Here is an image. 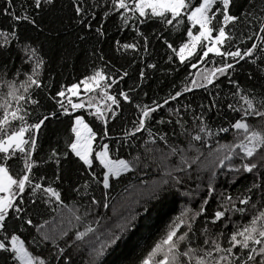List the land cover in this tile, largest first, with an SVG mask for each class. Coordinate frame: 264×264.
I'll use <instances>...</instances> for the list:
<instances>
[{"label":"snow or ice","instance_id":"obj_1","mask_svg":"<svg viewBox=\"0 0 264 264\" xmlns=\"http://www.w3.org/2000/svg\"><path fill=\"white\" fill-rule=\"evenodd\" d=\"M55 4L56 0H32L30 7L39 12L45 5L52 7ZM71 5L74 22L88 31H93L92 21L96 20L100 8L104 9L101 16L104 21L111 15L119 14L121 30L128 29L135 32L136 38L130 43L116 40L117 52L122 50L127 53L131 50L141 55L147 54L149 37L141 30L145 24L156 21L165 29L172 27L179 31L180 26L187 21L190 25L186 29L187 42L181 43L177 48L168 39H163L167 49L178 57L181 64L186 60L189 61L192 68L204 64L209 54L221 58L218 65L214 59L210 60L209 63L213 67L205 66L200 69L195 73V79H189L187 83L182 84L180 90L170 93L164 98L163 103L153 101L151 105L136 104L139 114L137 120L133 122L134 129L131 132L126 130V136L147 131L148 135L153 137L149 142L155 144L156 134L148 127V122L153 119V113L168 105L170 101L178 100L185 93L196 89L211 91L213 87H218L216 82L221 77H226L229 83L235 85L232 92L234 101L226 98L225 105L232 112L240 113V116L230 124V127H219L213 131L206 121L204 105L200 106L202 111L199 115L192 110V120L195 124L193 130H189L184 119V115L189 111L188 106H184L183 113L180 108L170 110V115L175 117L174 121L172 119L157 121L160 124L175 123L179 128V134L190 138L189 146L187 150L178 145L170 146L167 143V134L159 135V140L168 148L166 153H163L162 149L159 150L163 153L160 165L162 177L159 182L153 183L148 196L142 198L159 199L170 189L180 191L182 188L185 189L183 194L187 196H200L201 191L204 195L200 198L198 207L186 206L172 219L159 239L153 241L149 250L140 258L139 264H264V126L256 127L247 122L249 117H264V95L257 96L253 90L246 92L239 83L231 80L230 72V70L234 72L236 65L241 61H247L260 67L261 72L264 73V67H261L264 65V0H248L240 15L230 14L232 0H102L100 4L97 0H91V7L85 5L84 0H71ZM4 14L10 16L16 23L24 21L43 31L35 16L29 13L28 7H24L19 15L16 13L13 0H7ZM218 16L219 20H217ZM237 22L249 28L247 39L252 43L244 49L232 44L237 38L235 30ZM229 24L233 25L231 29H228ZM192 29H196V34ZM94 31L100 38L105 36L102 24ZM0 37L4 38L0 47H7L12 40L19 42L15 25L11 33L0 30ZM80 39L84 37L81 36ZM241 43L246 41L241 38ZM21 50L24 53V62L30 65V72L21 73L20 69H17L14 79L0 83V89H5L6 85V89L0 91V253L7 255L6 264H53L52 259L33 252L15 229H9L12 220H17L21 222V230L24 225L35 228L38 238L32 239V247L40 248L42 245L51 244L56 250L54 253L56 264H59V258L65 249L60 246L58 238L49 235L47 231L42 232L41 229L45 228L44 224L34 225L31 218H25L23 215L27 211L23 207L26 190L30 192L33 204L39 197L44 202L51 203L54 200L57 204L63 205L60 191L51 184L45 186L44 177L35 179L33 169L53 161L59 169L61 159L66 160L70 152L82 163L93 181L102 182L107 197V190L111 187L110 179L119 180L121 175L132 172L140 158L137 157L136 162L114 159L107 143H101L99 150H96L93 142L97 139V133L85 121L84 115H75L78 110L87 109L89 115L95 116L103 124L100 135L108 136V122L116 119L120 107V101L115 95L110 94L109 89L118 81L114 76L110 78L104 68H99L68 88L69 96L66 97L65 91L60 90L55 96L50 97L58 105L61 115L72 118L70 131L74 139L67 142L68 151L59 153L52 150L46 160L34 159L37 151V134L45 121L56 118L57 113L42 115L35 123H28L30 113L25 105L39 104V99L33 95L32 89L44 87L40 77L46 61L39 49L31 44L22 45ZM194 56L196 61L192 62L191 58ZM99 58L103 60L102 53L99 54ZM172 59L171 55L168 56L169 63ZM147 67L154 69L156 64L149 63ZM21 75L24 76L23 81L19 80ZM127 75L126 71L120 73V79ZM140 79L141 81L144 79L143 71L140 72ZM81 86L85 94L99 89V96L104 106L94 103L96 96H88L86 101L81 99L79 102H73V96L80 97ZM119 95L125 102L133 103L127 92L121 91ZM57 96L66 97L68 106H65L63 99H56ZM218 107L216 98L213 97L208 110ZM13 122H19L18 126ZM230 129L235 130L234 142L221 145L216 141L217 146L213 156L209 141L219 133H228ZM173 131L175 134V129ZM193 142H200L210 149L209 155L213 156L210 163H201L200 157L203 153L195 148ZM188 151H195L197 155L189 157ZM173 157L177 158L175 163H167ZM9 161L20 162V171L15 175ZM96 162H98L96 166L103 170L102 181L96 178L94 170ZM194 165L197 166L195 179L199 183L189 188L188 184L193 180ZM202 171L208 172L206 181L202 175H199ZM222 175L232 184L238 180L241 183L251 181L246 183L247 194L233 197L230 193L218 192L217 181ZM59 179V171H57L56 180ZM88 186V183L81 185L84 189ZM253 196L257 198L254 200ZM210 202H214L216 208L209 214ZM101 206L108 209L109 204L106 200L101 204V201L93 197L90 207H85L84 216L92 215ZM249 208L256 211L254 214H249L247 222H243V218L249 213ZM69 211L73 210L69 209ZM77 212L79 209H75L73 215L79 221L81 216L77 215ZM113 215H116L115 211ZM100 219L93 222L95 226L89 223L83 231H77L75 235L74 242L91 245L89 264H106L105 258L117 252L121 244L128 240L129 233H132L136 227L137 216L124 217L115 229L105 232L103 239L97 234ZM66 235L67 232L61 233V236ZM90 235L95 236L96 242L86 240Z\"/></svg>","mask_w":264,"mask_h":264},{"label":"trees","instance_id":"obj_2","mask_svg":"<svg viewBox=\"0 0 264 264\" xmlns=\"http://www.w3.org/2000/svg\"><path fill=\"white\" fill-rule=\"evenodd\" d=\"M101 2L102 0H97L98 4ZM247 2L248 0H232L230 14L240 15ZM31 3L32 0H13L16 13L19 15L24 7H28L29 13L35 16L43 31L24 21L14 22L10 16L4 14L7 0H0V30L11 33L15 25L19 37V42L12 40L7 47H0V83H3L4 80L14 79L17 69H20L21 73L30 72V65L24 62V53L21 50L22 45L31 44L39 49L46 61L43 74L40 77L44 87L32 89L33 95L39 99V104L25 105L30 113L28 123H35L42 115H50L52 112H56L57 116L54 119L50 118L45 121V124L37 134V151L34 159L46 160L52 150H56L59 153L68 151L67 142L74 139L70 131L72 118L61 115L58 105L50 97L55 96L60 90H64L67 97L68 88L92 74L93 70L99 68H104L110 78L114 76L118 81L109 89L110 94L115 95L120 101V107L117 110L116 119L108 122V136L100 135L104 126L95 116L89 115L87 109L77 111L75 115H84L85 121L97 133V139L94 141L96 150H99L101 143H107L109 144L110 154H112L114 159L120 158L136 162V158H140L132 172L121 175L119 180L110 179L111 187L107 190V197H105L102 182L93 181L82 163L70 152L66 160L61 159L59 169H57L54 161L33 169L35 179L44 177L43 183L45 186L51 184L52 187L60 191L63 205L57 204L54 200L51 203H47L39 197L36 198V203L33 204L31 203L30 192L26 190L23 207L27 211L23 214L24 217L31 218L34 225L44 224V229L47 228L48 224H54L59 227L58 223L65 229L67 235L61 236L60 233L59 237H57L60 246L65 249L63 255L59 258V264H89V248L91 245L79 241L74 242L76 232L83 231L87 224L93 223L96 219L102 217L97 234L103 239L104 235L102 234L109 229H115L116 225L123 219L118 218L119 215L129 209V191L132 188L140 190L150 184L153 185L155 180L161 179L162 174L158 173L157 161L160 159L159 154L166 153L168 148L163 141L159 140V135L167 134V143L170 146L178 145L185 150L188 149L190 138L187 135L179 134V128L176 127L175 123L171 125L168 123L160 124L157 121L159 119H164L165 121L172 119L174 121L175 117L170 115V110L180 108L183 113L184 106H188L189 111L184 115V119L187 121L189 130H193L195 124L192 120V110H195V113L199 115L202 111L200 106L204 105L203 111L206 121L213 131L219 127H230V124L240 116V113L232 112L225 105L226 98L234 101L232 92L235 85L229 83L226 77H221L216 82L218 87H213L211 91L196 89L185 93L178 100L170 101L168 105L153 113V119L148 122V127L156 134L155 144L149 142L153 137H150L147 131L138 132L134 136H126V130L131 132L134 129L133 122L137 120L139 114V110L135 107L136 104L151 105L153 101L163 103L164 98L168 97L170 93L180 90L182 84L187 83L189 79H195V73L200 71V69L205 66L208 68L213 67L209 63L210 60L214 59L218 65L221 62V58L209 54L204 64L198 65L197 68H192L189 61L186 60L184 64H181L178 57L167 49L163 44V39H168L177 48L181 43L187 42L186 29L190 27L187 21L180 26L179 31L172 27L165 29L163 25L156 21L143 25L141 30L149 37V46L148 53L141 55V53L132 52L131 50L127 53L122 50L121 52L116 51V40L121 43H130L134 42V38H136L135 32L128 29L121 30L118 13L109 16L104 21L101 19L104 9L100 8L97 11L96 20L92 21L93 31H88L87 29H82L74 22L71 0H56L55 6L45 5L39 12L30 7ZM84 3L91 7V0H84ZM219 19L220 17L218 16L217 20ZM100 24L103 25L105 32L103 38L98 37L94 31ZM232 27L233 25H228V29ZM235 30L237 38L232 41V44L244 49L252 43V41L247 39L249 31L247 25L237 22ZM192 31L196 33V29H192ZM161 33L163 34L162 36ZM81 36L84 39H80ZM157 37L160 38L158 39ZM241 38L246 43H241ZM3 40L4 38L0 37V43H3ZM228 46L231 47V45ZM101 53L104 57L103 60L99 58ZM170 55L173 59L169 63L168 56ZM191 60L195 62L196 57H192ZM149 63H155L156 68L147 67ZM257 63L259 64L260 62L258 61ZM261 67H264V65ZM124 71L128 75L120 79V73ZM141 71L144 72L143 81L140 79ZM230 72L231 80L239 83L246 92L253 90L257 96L264 95V73L261 72L260 67L247 61H241L236 65V70L234 72L230 70ZM23 79L24 76L21 75L19 80L23 81ZM5 89H0V91ZM121 91L127 92L133 103L125 102L119 95ZM89 96H96L94 103H103L99 96V89L90 93ZM66 97L57 96L56 99H63L65 106H68ZM213 97L216 98L219 107L212 108L209 111L208 106L212 102ZM81 99L84 100V98ZM81 99L72 100L73 102H79ZM103 106L101 105V107ZM69 110L71 109L69 108ZM247 122L250 125L261 127L264 126V123H262L264 122V117H249ZM13 123L18 126L19 122ZM234 133L235 130L230 129L228 133H219V135L209 141L212 145L211 151H213V155L217 146L216 141H219L222 145L233 143ZM193 143L195 148L200 149L203 153L200 157L201 163H209L208 160L211 157L209 155L210 149L200 142ZM160 149L163 150V153L159 151ZM195 155H197L195 151H188L189 157ZM176 159V157H173L167 163L173 164ZM97 164L98 162L94 164L96 178L102 181L103 170L97 167ZM9 165L14 175L20 171L21 165L19 161H9ZM196 167V165L193 166V180L189 182V188L195 187V184L199 183L195 179L197 175ZM57 171H59L60 176L58 181L56 180ZM199 175H202L206 181L208 172L202 171ZM250 182L241 183L238 180L235 184H232L222 175L217 181V191L226 194L230 193L233 197H237L241 194H247L246 183ZM84 183H88L87 189L81 187ZM184 191L185 189L183 188L180 191L170 189L168 192L163 193L159 199L151 198L146 202H142V206L135 208L133 206L132 211L134 210L135 212L133 215L137 216L136 227L132 233H129L128 240L121 244L120 249L105 258L106 264H114L117 261L119 264H139L140 258L149 250L153 241L159 239L172 219L178 216L186 206L198 207L199 200L204 195V192L201 191L200 196H187L183 194ZM93 197L101 201V204L106 200L109 207L105 209L101 206L92 215L85 217V207H90V201ZM256 198V196H253L254 200ZM145 208H147V211H145ZM215 208L216 204L210 202L208 206L209 214ZM69 209L73 211L79 209L76 214L81 216V220L76 223L73 217V223L67 226L65 218L70 212ZM114 211L116 215H113ZM255 211V209L249 208V213L245 215L243 222H247L249 214H254ZM59 218L61 222H59ZM234 219H238V217H234ZM93 226H95L94 223ZM9 229H15L17 234L21 235L22 239H25L26 244L31 247L33 252L52 259L53 264H56L54 256L56 250L52 248L51 244L42 245L40 248L32 247V239L34 237L38 238L34 227L24 225L23 230H21V222L12 220L11 224H9ZM94 239L95 236L92 235L86 238L87 241ZM6 261L7 255L0 253V264H6Z\"/></svg>","mask_w":264,"mask_h":264},{"label":"rangeland","instance_id":"obj_3","mask_svg":"<svg viewBox=\"0 0 264 264\" xmlns=\"http://www.w3.org/2000/svg\"><path fill=\"white\" fill-rule=\"evenodd\" d=\"M194 34H196V33H194ZM82 87L83 86H81V93H80V97H75V96H73L72 97V99H81V98H84V100L86 101L87 100V98H88V96L90 95V93H88V94H85L83 91H82ZM70 95V93H68V96ZM100 105H104L103 103H100ZM82 110V109H81ZM78 111H80V110H78ZM93 145H94V142H93ZM222 145V144H221ZM165 153V152H164ZM162 155L163 154H159V156H160V159L157 161V167H158V173L161 175L162 174V169H161V167H160V163H161V157H162ZM187 155H188V152H187ZM214 155H215V153H214ZM213 155V156H214ZM213 156H211L210 158H209V160H208V162L210 163V161L213 159ZM159 165V166H158ZM160 181V179L159 180H155V182H159ZM152 184H150V185H148L147 187H145V188H142V189H140V190H136L135 188H132L129 192H130V195H129V198H128V200H129V203H128V206H129V209L125 212V213H122V214H120L119 215V217L118 218H124V217H127V216H129V215H133L135 212H134V210L132 211V207L134 206V208L135 207H137V206H142V202H146L147 200H150V199H144V198H142V197H147L148 196V193H149V191H150V189L152 188ZM137 200H139V203H137ZM78 215V214H77ZM74 217V220H76L75 219V216L73 215V211H70L69 212V214H68V216L65 218V221L67 222V226H69L70 224H72L73 222H72V218ZM59 222H61V220H60V218H59ZM78 221L76 220V223H77ZM59 224V227L57 226V225H54V224H48L47 225V228L46 229H43V231H47L48 233H49V235H51V236H53V237H59V235H60V233H63V232H65V229L62 227V225H60V223H58ZM42 231V232H43ZM105 234V233H104ZM104 234H102V235H104ZM91 242H96L95 241V239L94 240H92ZM89 245V244H88ZM89 250H90V248H89Z\"/></svg>","mask_w":264,"mask_h":264},{"label":"bare ground","instance_id":"obj_4","mask_svg":"<svg viewBox=\"0 0 264 264\" xmlns=\"http://www.w3.org/2000/svg\"><path fill=\"white\" fill-rule=\"evenodd\" d=\"M147 161V160H146ZM82 257V256H81ZM77 258V257H76ZM80 258V257H79ZM83 259H84V257H83ZM82 262V261H81ZM85 263V262H84ZM81 264V263H80Z\"/></svg>","mask_w":264,"mask_h":264},{"label":"water","instance_id":"obj_5","mask_svg":"<svg viewBox=\"0 0 264 264\" xmlns=\"http://www.w3.org/2000/svg\"><path fill=\"white\" fill-rule=\"evenodd\" d=\"M27 135V134H26Z\"/></svg>","mask_w":264,"mask_h":264}]
</instances>
